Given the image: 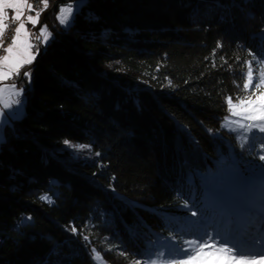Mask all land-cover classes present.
Segmentation results:
<instances>
[{"label":"trees","instance_id":"16d2710c","mask_svg":"<svg viewBox=\"0 0 264 264\" xmlns=\"http://www.w3.org/2000/svg\"><path fill=\"white\" fill-rule=\"evenodd\" d=\"M70 1L44 12L52 38L31 79L18 75L25 112L0 144V264H101L93 250L147 262L178 248L194 202L206 213L205 186L254 162L222 121L226 98L246 95L250 53L264 57V0H79L65 27Z\"/></svg>","mask_w":264,"mask_h":264},{"label":"snow or ice","instance_id":"6c2138e0","mask_svg":"<svg viewBox=\"0 0 264 264\" xmlns=\"http://www.w3.org/2000/svg\"><path fill=\"white\" fill-rule=\"evenodd\" d=\"M41 2L43 7L36 10L29 0H0V48L5 52V55L0 56V81L18 76L21 68L30 65L35 60L37 53L31 51L34 46L30 42L31 33L27 30L26 23L33 26L39 23L41 12L49 6L48 0H41ZM9 9L14 13L11 17L7 11ZM33 11L35 15L31 14ZM25 12L29 14L25 16ZM72 13L73 6L71 4L61 6L57 19L62 25L67 26L72 18ZM10 21L16 26L11 43L4 47L5 33L11 27ZM51 36L52 33L44 25L37 38L47 43ZM250 56L252 58L245 62V70L242 73L244 82L242 85H238L246 95L237 97L236 102H233V98L230 96L226 98L230 115L225 117L224 126L231 130L242 129L245 133H249L253 129L264 133V57L257 58L251 53ZM254 63L255 69L253 68ZM25 76L31 79V72H25ZM20 95H22V90H18L15 84H6L0 87V117L3 116V109L11 108L13 104H20L19 99H13ZM10 115L13 114L10 113ZM232 117L241 119L233 120ZM232 125H236L237 128L232 129ZM247 138L245 135V142ZM65 143L69 144L70 142L65 141ZM72 146L78 149L89 147L88 145ZM259 159L264 160V155H260ZM41 199L53 203L48 196H42ZM192 215H196V213L193 212ZM27 219L30 220L31 217ZM72 231H76V229L73 228ZM183 244L186 246L176 249V256L179 258L163 260L158 257L157 260H152L151 264H264V247H246L240 242H231L220 233H217L216 237L204 233L200 239L184 241ZM93 252V258L101 261L100 254L95 253V250ZM135 264H140V262L137 261Z\"/></svg>","mask_w":264,"mask_h":264},{"label":"rangeland","instance_id":"374dc122","mask_svg":"<svg viewBox=\"0 0 264 264\" xmlns=\"http://www.w3.org/2000/svg\"><path fill=\"white\" fill-rule=\"evenodd\" d=\"M78 1L75 0L60 4V7L69 4L73 6L72 18L67 26L72 23L74 14L79 9ZM50 3L51 0H48V8L50 7ZM44 25L47 26V24H42V26ZM63 26L67 27L66 25ZM47 29L51 32L48 26ZM51 38L47 43L42 41L44 44L43 47L48 44ZM28 71L32 74V69H28L26 72ZM14 78V81H0V87L6 84H15L18 90H22V95L13 97V99H19L20 104H13L11 108L3 109V116L0 117V137H2L0 144L5 138V125L10 123L12 118L22 117L25 112L26 94L24 92V85L18 80L17 76H14ZM10 113L13 115H10ZM225 117L222 121L223 127L235 133L243 146L248 144L251 148L255 147V150L253 149L254 153H252L254 162L242 164L235 168H227L224 175L225 179L223 182H220L221 184L223 183L221 187H217L215 190L209 186L204 187V190L212 195L213 202L211 204H207L206 201L203 202L204 205H207L206 213L199 212L198 203L194 202L195 206L188 211L190 213L195 212L197 216L195 217V215L191 214L187 218L192 217L196 221L192 224L193 226H191L190 231L182 232L184 237L181 239L178 247L186 246L183 244L184 241L200 239L204 233H208L212 237H216V234L220 233L221 236L229 239L231 242H240L246 247H264V160L259 159L260 155H264V147H261V145H264V133L258 132L257 129H253L249 133H245L242 129L231 130L229 127L224 126ZM232 119L237 120L241 118L232 117ZM236 128V125H232V129ZM245 135L248 137L246 142ZM254 143L257 144L254 145ZM72 145L74 144H70V148L73 151L77 150L78 154H80L81 149L73 147ZM74 155L76 157V153ZM98 253L102 257L101 264H106L101 253ZM119 253L124 254L122 251H119ZM158 257L163 260L179 258L176 256V249L171 250L168 247H163L160 254L155 255V257L147 262H142L138 259L134 263L139 261L140 264H151V261L157 260Z\"/></svg>","mask_w":264,"mask_h":264},{"label":"built area","instance_id":"2783aa9c","mask_svg":"<svg viewBox=\"0 0 264 264\" xmlns=\"http://www.w3.org/2000/svg\"><path fill=\"white\" fill-rule=\"evenodd\" d=\"M29 3H31L34 8L36 10H39L43 7L42 5V2L41 0H29ZM8 13H9V17H11L14 13L12 10H7ZM29 13L25 12V16L28 15ZM32 15H35V12L33 11L31 13ZM11 23V21H10ZM16 24L15 23H11V27L9 28V30L5 33V37H4V47H7L8 44L11 43V37L13 36L14 34V28H15ZM26 26L28 28V31L31 33V40H32V44H33V48H32V51L34 53H36V49H37V46L39 44V40L41 39H38L37 37H39V34L37 32V30L34 28V26L30 23H26ZM5 55V52L3 51L2 48H0V56H3ZM9 81H14L13 78L9 79Z\"/></svg>","mask_w":264,"mask_h":264},{"label":"crops","instance_id":"0c3cea01","mask_svg":"<svg viewBox=\"0 0 264 264\" xmlns=\"http://www.w3.org/2000/svg\"><path fill=\"white\" fill-rule=\"evenodd\" d=\"M57 1H58V0H51L50 7L47 8L46 10L42 11V13H41V15H40V17H39V23L36 24V25L34 26V28L37 30L38 34H39V28H41V27H42V24H43V14H44V12H46L47 10L52 9V8L56 5ZM58 7H59V9H60V5H59ZM58 11H59V10H58ZM26 28H27V26H26ZM27 30H28V28H27ZM30 42L32 43L31 36H30ZM42 46H44L43 42H42ZM32 52H33V51H32ZM36 59H37V57H36ZM35 61H36V60H34L30 65H26V66H24L23 68H21V69H20V73H19V75H20L22 72L25 73L28 69H32L33 64H34ZM17 77H18V80H19V76H17ZM14 80H15V78H14Z\"/></svg>","mask_w":264,"mask_h":264},{"label":"bare ground","instance_id":"6f19581e","mask_svg":"<svg viewBox=\"0 0 264 264\" xmlns=\"http://www.w3.org/2000/svg\"><path fill=\"white\" fill-rule=\"evenodd\" d=\"M42 48H43V46H42V40H39V44H38V46H37V49H36V55H37V57L40 55V53H41V51H42Z\"/></svg>","mask_w":264,"mask_h":264}]
</instances>
